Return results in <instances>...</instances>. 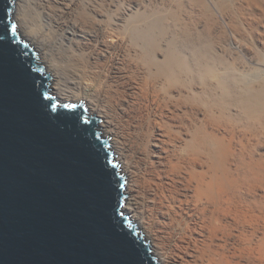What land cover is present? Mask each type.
I'll use <instances>...</instances> for the list:
<instances>
[{"label": "bare ground", "instance_id": "1", "mask_svg": "<svg viewBox=\"0 0 264 264\" xmlns=\"http://www.w3.org/2000/svg\"><path fill=\"white\" fill-rule=\"evenodd\" d=\"M164 1L15 0L12 18L52 91L97 116L161 264H264V152L232 125L264 123V86L235 93L214 64L262 63L264 0Z\"/></svg>", "mask_w": 264, "mask_h": 264}, {"label": "water", "instance_id": "2", "mask_svg": "<svg viewBox=\"0 0 264 264\" xmlns=\"http://www.w3.org/2000/svg\"><path fill=\"white\" fill-rule=\"evenodd\" d=\"M0 0V264H159L95 116L58 99Z\"/></svg>", "mask_w": 264, "mask_h": 264}, {"label": "rangeland", "instance_id": "3", "mask_svg": "<svg viewBox=\"0 0 264 264\" xmlns=\"http://www.w3.org/2000/svg\"><path fill=\"white\" fill-rule=\"evenodd\" d=\"M14 1L15 0H13V7H12V11H11V20H12V22L15 23L16 30H17L18 34L23 39L28 41L26 38H24L21 35L17 21L12 18V13L14 10ZM166 4L167 3L164 0H131V7H133V6L136 7V5H137V7L138 6H140V7H143V6L144 7H149V6L153 7V6L166 5ZM211 11L215 17L214 28L212 30L213 33H215L220 28L223 27L221 22H220V18H223L220 15V13L223 11V9H221L220 7L217 6V7H211ZM242 23H243V28H245V30H242L241 33L244 35H249L250 37L254 36V34L258 30L259 23H256V21H252V20L248 19L247 16L242 18ZM214 48H215V46H214ZM36 54H37L38 64H40L42 66L43 72L46 73V67L43 63H41L40 57H39V54L37 51H36ZM262 54L264 55V51ZM214 59L213 60L216 61V62H214V64L216 66L218 65V67L220 69L222 68L221 70L225 72V76H226L227 80L231 81L232 89L235 91V93L239 91L238 93L243 94L242 91L245 92V89H247V87H248L247 85H251L255 88H258V87L260 88L261 86L262 87L264 86V60L261 61L262 63L260 65L256 66V65H253L248 59H245V58H243L242 64L239 62H236V61L232 62V60L226 56L224 58L214 57ZM50 83H51V80H49V84ZM243 86H245V87L243 88ZM215 87H217V86H215ZM50 91L53 93V95L55 97L60 99V97H58L57 94L52 91L51 87H50ZM66 101L73 102L75 104H82L88 114L93 115L97 118V116L95 114L91 113L89 111V109L86 107V105L83 104L82 102H78V101H74V100H66ZM242 120H244V119L242 118ZM233 122L234 123H232V125L234 127L233 128L234 131H237V133H239L241 136L243 135V139L245 141L247 140L246 142L250 143V145L257 152H264V123L258 122L257 120H254V119H252L249 123H245V122H241V121H239V123H237L238 121H236V119H234ZM98 129H99V125H98ZM101 134H102V131H101ZM105 139H107V138H105ZM107 142H108V145L110 146L109 139H107ZM261 147H262V150L260 149ZM112 152H113V156L115 157L114 151H112ZM114 159H116V158H114ZM124 177H125V175H124ZM125 181H126V178H125ZM126 196H127V194H125V198H126ZM249 200H251V199H249ZM247 202H249V201L247 200ZM131 222L135 225V228L138 229L139 232H141L143 234V232H142L141 228L138 226V224L135 223L133 220H131ZM263 229H264V227L259 229L262 232V233H260V235H262V234L264 235ZM143 238L145 240H147L149 245H150V241L144 236V234H143ZM156 258H157L158 263L161 264V262H159L158 256H156Z\"/></svg>", "mask_w": 264, "mask_h": 264}, {"label": "snow or ice", "instance_id": "4", "mask_svg": "<svg viewBox=\"0 0 264 264\" xmlns=\"http://www.w3.org/2000/svg\"><path fill=\"white\" fill-rule=\"evenodd\" d=\"M10 31L12 32L13 35H15V32H16V25L15 24L10 25Z\"/></svg>", "mask_w": 264, "mask_h": 264}]
</instances>
